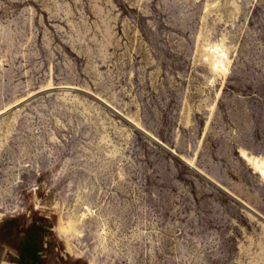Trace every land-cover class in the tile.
Segmentation results:
<instances>
[{
	"label": "rangeland",
	"instance_id": "obj_1",
	"mask_svg": "<svg viewBox=\"0 0 264 264\" xmlns=\"http://www.w3.org/2000/svg\"><path fill=\"white\" fill-rule=\"evenodd\" d=\"M94 245L264 264V0H0V264Z\"/></svg>",
	"mask_w": 264,
	"mask_h": 264
},
{
	"label": "water",
	"instance_id": "obj_2",
	"mask_svg": "<svg viewBox=\"0 0 264 264\" xmlns=\"http://www.w3.org/2000/svg\"><path fill=\"white\" fill-rule=\"evenodd\" d=\"M78 206L76 207V209L78 210ZM69 218H73L74 217V213H71L68 215ZM90 223V221H89ZM91 223L95 224V220L93 219L91 221ZM80 227H79V231H82L84 229V222L83 223H77ZM91 233V232H90ZM92 234H93V237L97 240L98 237L96 235V233L92 230ZM72 236H74V234H69V238H71ZM90 252H91V256H90V264H98L99 260H98V257L99 255L102 253L101 251H98L96 249V245L92 246L91 249H90Z\"/></svg>",
	"mask_w": 264,
	"mask_h": 264
},
{
	"label": "bare ground",
	"instance_id": "obj_3",
	"mask_svg": "<svg viewBox=\"0 0 264 264\" xmlns=\"http://www.w3.org/2000/svg\"><path fill=\"white\" fill-rule=\"evenodd\" d=\"M24 259V258H23ZM21 263V262H20Z\"/></svg>",
	"mask_w": 264,
	"mask_h": 264
}]
</instances>
